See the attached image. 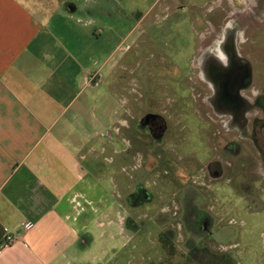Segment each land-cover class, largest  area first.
<instances>
[{
    "label": "rangeland",
    "instance_id": "obj_1",
    "mask_svg": "<svg viewBox=\"0 0 264 264\" xmlns=\"http://www.w3.org/2000/svg\"><path fill=\"white\" fill-rule=\"evenodd\" d=\"M105 5L104 47L116 64L104 79L103 116L94 110L105 135L95 133L85 159L93 219L80 230L88 244L79 241L62 261L264 264V126L255 104L264 86V40L250 42L256 23L238 16L242 8L234 12L243 24L236 45L253 52L255 96L248 91L251 113L230 127L205 99L211 92L196 59L201 45L206 52L219 39L223 0ZM209 50L220 53L215 44ZM144 113L163 118V135L151 134Z\"/></svg>",
    "mask_w": 264,
    "mask_h": 264
},
{
    "label": "crops",
    "instance_id": "obj_2",
    "mask_svg": "<svg viewBox=\"0 0 264 264\" xmlns=\"http://www.w3.org/2000/svg\"><path fill=\"white\" fill-rule=\"evenodd\" d=\"M106 12L105 0H0V264H67L88 244L85 159L105 135L94 110L103 116L116 64ZM7 233L17 237L4 245Z\"/></svg>",
    "mask_w": 264,
    "mask_h": 264
},
{
    "label": "flooded vegetation",
    "instance_id": "obj_3",
    "mask_svg": "<svg viewBox=\"0 0 264 264\" xmlns=\"http://www.w3.org/2000/svg\"><path fill=\"white\" fill-rule=\"evenodd\" d=\"M223 3L225 5L222 9L225 14L220 26V35H217L219 39L213 41L205 50L206 52H202L203 45H201L197 49L198 57L196 59L198 60V69L206 79L204 80L205 85L211 92L205 99L213 107L217 117H228L227 125L232 127L236 123L234 118L238 120V114L247 117L251 113L248 91L251 95L253 94L251 86L254 82L251 69L254 59L251 53L253 52L244 54L236 45L237 40L240 39L237 35L241 33L243 24L240 25L233 21L237 16L234 12L237 13V9L242 8L240 9L242 12L239 11L240 15L238 16H247L256 23L251 26L254 39L250 42L257 43L259 40H264V0H238V5L235 0H223ZM256 11L261 12L260 15ZM214 44L217 47V52H220L219 55L209 50ZM261 74L264 75V70ZM263 99L264 86L255 101L262 111V127L264 126ZM143 124L153 136H161L167 129L166 123L158 114L144 113ZM137 127L140 131L143 128L140 119L136 122Z\"/></svg>",
    "mask_w": 264,
    "mask_h": 264
},
{
    "label": "built area",
    "instance_id": "obj_4",
    "mask_svg": "<svg viewBox=\"0 0 264 264\" xmlns=\"http://www.w3.org/2000/svg\"><path fill=\"white\" fill-rule=\"evenodd\" d=\"M30 226V224L27 225V227ZM17 235L16 234H11V233H7L4 238H3V243L4 245H9L11 244L15 239H16Z\"/></svg>",
    "mask_w": 264,
    "mask_h": 264
},
{
    "label": "water",
    "instance_id": "obj_5",
    "mask_svg": "<svg viewBox=\"0 0 264 264\" xmlns=\"http://www.w3.org/2000/svg\"><path fill=\"white\" fill-rule=\"evenodd\" d=\"M263 101H264V99H263Z\"/></svg>",
    "mask_w": 264,
    "mask_h": 264
}]
</instances>
